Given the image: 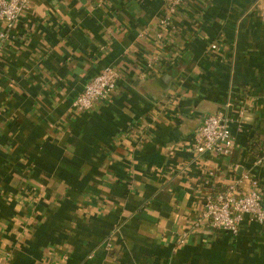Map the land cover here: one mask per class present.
Returning a JSON list of instances; mask_svg holds the SVG:
<instances>
[{
    "label": "crops",
    "instance_id": "obj_1",
    "mask_svg": "<svg viewBox=\"0 0 264 264\" xmlns=\"http://www.w3.org/2000/svg\"><path fill=\"white\" fill-rule=\"evenodd\" d=\"M170 5L34 0L0 24V264H264V224L196 227L242 177L264 202V0ZM107 67L111 100L77 112ZM219 111L232 155L197 154Z\"/></svg>",
    "mask_w": 264,
    "mask_h": 264
},
{
    "label": "built area",
    "instance_id": "obj_2",
    "mask_svg": "<svg viewBox=\"0 0 264 264\" xmlns=\"http://www.w3.org/2000/svg\"><path fill=\"white\" fill-rule=\"evenodd\" d=\"M34 0H0V24L8 28L16 22L21 14L29 8ZM182 0H171L169 12L174 15L181 6ZM158 40L164 39V32L171 26V18L161 20ZM6 33L0 31V45ZM219 45H211L213 51ZM119 73L112 67L105 68L85 87L75 100L73 107L79 113L90 111L96 103L111 100L117 89ZM229 119L224 111L208 116L195 134L197 154L213 153L231 156L235 149V139L231 133ZM248 176L242 177L227 186L224 191L207 199L202 218L196 220V227L208 226L214 230L238 234L245 218L264 224V202L258 180H250L251 188L244 192L241 188Z\"/></svg>",
    "mask_w": 264,
    "mask_h": 264
}]
</instances>
